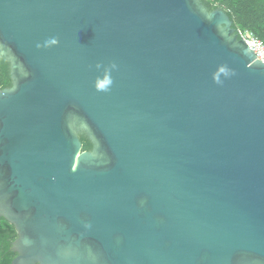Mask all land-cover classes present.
<instances>
[{
	"label": "water",
	"instance_id": "water-1",
	"mask_svg": "<svg viewBox=\"0 0 264 264\" xmlns=\"http://www.w3.org/2000/svg\"><path fill=\"white\" fill-rule=\"evenodd\" d=\"M232 25L200 0H0L11 264H264V63Z\"/></svg>",
	"mask_w": 264,
	"mask_h": 264
},
{
	"label": "trees",
	"instance_id": "trees-1",
	"mask_svg": "<svg viewBox=\"0 0 264 264\" xmlns=\"http://www.w3.org/2000/svg\"><path fill=\"white\" fill-rule=\"evenodd\" d=\"M208 12L216 8L223 9L232 21V27L253 33L264 41V0H200ZM9 65L0 56V89L9 88ZM83 151L91 150V144L85 137L80 136ZM16 232L12 225L0 218V264H11L16 254L11 252V244L16 239Z\"/></svg>",
	"mask_w": 264,
	"mask_h": 264
},
{
	"label": "built area",
	"instance_id": "built-area-1",
	"mask_svg": "<svg viewBox=\"0 0 264 264\" xmlns=\"http://www.w3.org/2000/svg\"><path fill=\"white\" fill-rule=\"evenodd\" d=\"M236 34L255 54V58L264 63V41L258 39L253 33L237 29Z\"/></svg>",
	"mask_w": 264,
	"mask_h": 264
},
{
	"label": "clouds",
	"instance_id": "clouds-1",
	"mask_svg": "<svg viewBox=\"0 0 264 264\" xmlns=\"http://www.w3.org/2000/svg\"><path fill=\"white\" fill-rule=\"evenodd\" d=\"M113 68L115 67L114 65L112 66ZM111 79H110V76L109 77H106L103 84H97L96 86L102 90H108V88L111 86Z\"/></svg>",
	"mask_w": 264,
	"mask_h": 264
}]
</instances>
